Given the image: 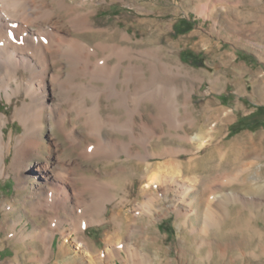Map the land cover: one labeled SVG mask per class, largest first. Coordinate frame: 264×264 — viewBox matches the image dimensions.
Here are the masks:
<instances>
[{
  "label": "rangeland",
  "instance_id": "1",
  "mask_svg": "<svg viewBox=\"0 0 264 264\" xmlns=\"http://www.w3.org/2000/svg\"><path fill=\"white\" fill-rule=\"evenodd\" d=\"M96 5L102 8L94 15V23L110 31L78 34L67 24L66 16L59 26L70 38L79 37L91 46L101 38H108L111 43L122 40L125 47L135 50L157 52L155 48H158L159 55L174 64V80L181 87L176 101L163 91L164 104L160 100L159 106H155L149 96L156 85H166V73L151 70L144 79L139 75L137 79L132 64L147 67V63L130 57L126 60L127 93L142 101L144 123L140 148L145 161L165 162L172 158L188 162L196 158L193 168L184 164L183 175L164 171L174 188L168 194L160 189L156 197L151 196L155 199L152 207L156 206L153 220L148 215L151 210L144 203L146 198L139 196L142 182L144 185L150 173L146 166H135L134 160L125 154L121 155L123 160L109 166L106 160L93 162L89 170L94 173L99 168V179L111 184L110 194L114 195L107 202L104 220L88 224L81 234L78 227L67 224L66 231L71 236L67 241L57 231L51 254L30 251L36 247L32 242L33 232L51 225L36 221L23 207L12 211L10 205L4 206L5 202L26 195L25 190L18 189L15 173L11 172L0 178V264H90V260L96 262L99 253L103 254L101 264H125L128 258L125 250L132 247L141 251L142 264H264V125L254 124L264 120V0H97ZM202 11L207 15L203 16ZM161 25L165 28L161 29ZM124 32L133 38L123 40ZM95 56H91L93 61L97 59L90 69L91 76L80 75L77 80L100 89L104 81L97 79L100 56ZM179 60L188 71L180 74ZM115 61V57L109 60L111 66ZM13 108L0 95V109L10 117L6 136L11 129L14 134L22 129L21 123L11 118ZM104 111L110 110L104 108ZM240 118L245 119L243 124L236 123ZM78 129L83 132L81 127ZM46 134L49 136V130ZM105 135V141L96 137L97 140L93 137L88 140L92 151L104 153L106 147H114L115 140L120 138L108 129ZM148 147L150 152L146 150ZM58 151L56 154L66 156L63 144ZM53 152L51 161L56 158L55 149ZM74 156L78 162L82 161L78 155ZM194 175H198V181L185 178L193 179ZM207 186L211 188L209 192L204 191ZM198 187L204 192L202 197L195 192ZM185 188L191 191L186 197L189 202L179 206ZM94 189L82 191L80 204L73 202L76 219L81 220L84 215L86 218L91 211L97 214L94 208L100 196L99 189ZM178 207H184L182 214L186 217L178 216ZM113 216H118L117 221ZM132 217L139 220H129ZM108 234L113 236L109 246ZM75 242L86 244L95 256L85 257ZM113 251H123L126 256L107 260L106 256Z\"/></svg>",
  "mask_w": 264,
  "mask_h": 264
},
{
  "label": "bare ground",
  "instance_id": "2",
  "mask_svg": "<svg viewBox=\"0 0 264 264\" xmlns=\"http://www.w3.org/2000/svg\"><path fill=\"white\" fill-rule=\"evenodd\" d=\"M96 2L97 0H0V95H4L7 101L13 104L11 118L18 120L22 126L21 132L14 134L11 129L7 137L5 127L9 125L10 117L0 109V178L13 172L18 189L26 191L24 198L18 196L12 202H5L4 206L10 205L12 211L20 210L23 207L27 214L36 221L41 223L47 221V225H51L46 226L44 230L41 228L38 233L33 232L32 242L36 243V247L30 251L34 254L44 253V251L51 254V246L57 231H61L63 238L68 241L71 232L66 231L67 224L78 227L81 234L88 224L104 220V214L108 209L107 202L111 201L110 198L114 195L110 194L111 187L109 186L111 184L108 185L99 179L101 170L98 168L94 173L89 170V166L93 162L99 163L106 160L109 162L107 164L109 166L123 160L121 155L125 154L134 160L135 166H146L150 173H148L144 185L142 182L143 186L141 185L139 196L144 195L146 198L144 203L147 204L148 210H151L148 215L153 219L152 216L156 212L153 208L156 209V206L152 207L155 199L151 196L156 197L160 189L164 190V194H168L174 188L171 186L173 182L166 179L164 171H178L183 175L184 164H187V168L192 169L193 161L196 159L190 158L188 162H183L169 158L167 161L165 159V162H146V157L142 155L140 148L143 145L141 128L144 123L142 101L140 102L138 97L134 98L127 93L129 85L127 69L129 68L126 60L130 57L141 59L147 63V67L141 63L140 65L131 63L132 70L137 72L135 73L137 79H140L137 75L144 79L147 72L151 70H155L157 73L159 71L166 73L168 77L166 85L161 87L155 84L157 87L155 86V90L149 96L156 104L155 106H159L161 99L164 101L163 91H167L169 98H175L176 101L178 99L176 95L181 92V87L174 80L176 73L173 69L174 64L162 58L158 48H155L157 52L153 49L135 50L125 47L122 40L111 43L108 38H101L96 41L94 46H91L79 37L70 38L71 35L62 31L59 24L62 22L63 16H66L67 24L78 34L82 32L102 34L105 31H110L109 28L101 27L93 21L94 15L102 8L101 5L97 6ZM201 13L203 16L207 15L206 11ZM164 28L161 25V29ZM121 36L123 40L133 38L125 32ZM135 52L136 54H134ZM92 55L100 56L97 79L104 81V85L100 89H93L89 82L83 84L81 81V84L78 82L80 80H77L80 75L91 74L90 69L97 61V59L92 60ZM113 57L116 58V61L111 66L109 60ZM180 62L179 60L177 65L181 74L188 69ZM139 70H141L140 74ZM161 79L163 80V78ZM170 93H173V97ZM170 102L172 103V100H169ZM171 103L170 105H173ZM176 103L178 104V102ZM104 108H109V113H105ZM157 111H155L156 114ZM181 114L180 118L183 116V113ZM79 127L82 128V133L78 131ZM106 129L118 133L120 138L115 140L114 147H106L108 150L104 153L103 151H92L91 142L88 140L91 137H96L105 141L107 139ZM47 130H49V136L46 134ZM54 136L55 138H53ZM61 144L65 147L66 156L56 154ZM53 149H55L56 158L51 161L50 156L54 153ZM149 149L150 147L146 150L150 152ZM74 155H78L82 163L78 162ZM9 157L11 158L8 162ZM197 176L194 175L193 179L184 177L187 181H198ZM156 184L159 185V188L154 187ZM91 188L99 189L100 197L96 202L97 208H94L98 212L94 214L92 213L94 211L90 212L89 209L90 214L86 218L84 215L83 219H76L73 202L76 205L80 204L82 191ZM188 188L183 189L184 196L179 198L178 205L180 203L188 205L189 201L187 202L186 197L191 192ZM210 189L207 186L204 191L209 192ZM200 191V187L195 190L197 195L202 197L204 192ZM183 208H177L178 216L182 218L186 217L182 214ZM7 212L8 215L9 212ZM116 217L118 216H113V220L117 221ZM133 219L139 220L134 217L129 218V220ZM112 238L113 236L109 234L106 237L108 246L111 244ZM74 241L73 239L72 242ZM22 242L26 246L29 244L24 238ZM75 243L77 249L81 253H85V257L91 259L95 256L96 253L92 252L91 248L88 249L86 244L83 248L84 246L79 242ZM125 252L127 256L123 254V251H113L106 256V259L109 260L120 255L128 257L125 264H142L143 258H141L140 250L132 247L126 248ZM99 254L100 257L96 262L90 260V264L103 263V254Z\"/></svg>",
  "mask_w": 264,
  "mask_h": 264
},
{
  "label": "trees",
  "instance_id": "3",
  "mask_svg": "<svg viewBox=\"0 0 264 264\" xmlns=\"http://www.w3.org/2000/svg\"><path fill=\"white\" fill-rule=\"evenodd\" d=\"M243 122H245V119L244 118H240V119H238V121L236 123L243 124ZM249 124H251V123H248V126L249 127H253L254 124H255V127L258 126V125H260V124H263L264 125V120L263 121H258L257 123H254L253 125H249ZM234 126L235 125L232 126V129H234ZM255 127H253V128H255Z\"/></svg>",
  "mask_w": 264,
  "mask_h": 264
}]
</instances>
